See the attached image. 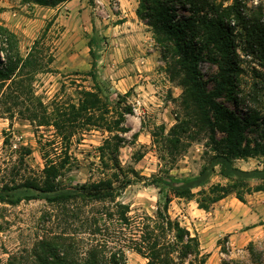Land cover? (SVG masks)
Segmentation results:
<instances>
[{
    "label": "trees",
    "instance_id": "obj_1",
    "mask_svg": "<svg viewBox=\"0 0 264 264\" xmlns=\"http://www.w3.org/2000/svg\"><path fill=\"white\" fill-rule=\"evenodd\" d=\"M22 1L56 8L70 0ZM247 1L138 0L136 15L163 48L169 80L182 89L175 99V124L168 131L159 125L150 133L162 162L159 173L150 178L121 165L125 135L132 131L126 116L133 115L134 108L126 103L129 92L113 105L104 97L94 39L88 41L91 68L86 73L93 87L79 89L77 102L57 95L45 103L34 83L37 74L51 72L55 61V55L45 57L39 50L51 23L23 56L18 36L0 22V118L19 117L36 130L52 127L63 147L58 153L57 140H47L43 146L56 153L52 157L43 147L45 165L37 177L20 179L21 171L12 167L9 179L1 183L0 203L41 199L51 207L41 218V238L30 251L10 257L7 264H129V253L139 255L143 264L207 263L209 255L203 253L198 235L171 217L173 201H195L199 209L209 212L230 195L245 203L248 195L264 192V106L258 103L264 77L253 68L261 81L251 85L252 94L246 95L238 51L264 67V2L248 7ZM202 62L218 67L208 80L201 71ZM210 82L214 87L208 86ZM249 96L255 108L247 104ZM223 98L225 102L219 100ZM241 104L244 112L239 111ZM93 130L107 134L97 148L103 177L83 184L68 178L62 183L72 160L71 142ZM197 142L204 147L198 175L173 176L169 169ZM23 150L24 163L32 152ZM249 159L260 165L253 170L236 165ZM214 178L219 180L214 182ZM136 182L157 190L152 215H131L130 206L119 201ZM247 250L251 264H264V243L258 248L250 242Z\"/></svg>",
    "mask_w": 264,
    "mask_h": 264
},
{
    "label": "rangeland",
    "instance_id": "obj_2",
    "mask_svg": "<svg viewBox=\"0 0 264 264\" xmlns=\"http://www.w3.org/2000/svg\"><path fill=\"white\" fill-rule=\"evenodd\" d=\"M262 2L264 0H248L247 5L254 7ZM138 5V0H70L56 8H47L22 0H0V22L18 36L23 56L51 23L39 50L45 57L55 55V61L50 66L51 72L37 74L34 83L36 94L45 103L57 95L77 102L79 89L93 87L86 73L91 68L88 41L94 39L98 82L104 97L113 105L120 95L129 92L126 103L134 108V114L126 116V125L132 131L125 135L127 143L120 151L121 165L150 178L162 168L150 133L159 125L164 124L168 131L175 124L178 111L175 99L182 94V89L169 80L163 48L155 41L147 23L137 17ZM132 13L140 23L136 24ZM126 20L131 23L122 26ZM238 51L245 70L242 89L246 95L252 94L251 85L261 81L253 68L264 77V67ZM200 68L205 80L218 72V67L210 62H202ZM132 83L135 86L131 88ZM140 85L142 88L137 89ZM208 86L214 87L213 82ZM252 98L249 96L246 102L255 108ZM219 100L225 102L224 98ZM258 103L264 106V90L259 91ZM245 109L244 105L239 106V111ZM136 133L138 137L134 139ZM106 137V133L93 130L73 139L69 147L72 160L62 183L68 178L74 184H83L103 177L97 148ZM54 139L57 140L56 150L61 153L63 147L52 127L36 130L19 117L0 118V187L4 178L9 179L7 175L12 167L21 171L20 179L37 177L45 165L43 147L52 157L56 153L43 144ZM24 148L32 153L24 157L23 163ZM203 151L202 142L194 143L172 165L170 173L181 179L198 175L203 165ZM236 165L243 170H253L260 163L249 159L239 160ZM119 201L130 206L131 215L143 212L152 215L156 210L157 190L136 182L123 192ZM50 208L41 199L16 205L0 203V264H7L10 257L25 254L34 247L44 233L41 218ZM170 215L198 235L203 253L209 255L206 264H251L249 243L254 242L258 248L264 243V192L248 195L245 203L230 195L209 212L199 209L195 201L175 199ZM128 260L129 264L145 262L135 253H129Z\"/></svg>",
    "mask_w": 264,
    "mask_h": 264
},
{
    "label": "crops",
    "instance_id": "obj_3",
    "mask_svg": "<svg viewBox=\"0 0 264 264\" xmlns=\"http://www.w3.org/2000/svg\"><path fill=\"white\" fill-rule=\"evenodd\" d=\"M132 15H133V17H132L133 20H134V19L136 20V24H137V23H140L139 20L136 18L135 14L132 13ZM130 21H132V20H130ZM130 23H131V22H129V21L126 20V21H123L121 25H122V26H126L127 24H130ZM119 26H120V25H119ZM119 26H118V27H119ZM148 33H150V32H148ZM149 45H150V43H149ZM149 45L147 46L148 48H149ZM142 46H143L144 48H146V44H143ZM146 60H147V59H146L145 57L142 59V61H144V62H145ZM138 77L142 78L141 75H138ZM136 82H137V81H135V83H136ZM135 83H132L131 88L135 86ZM141 88H142L141 85L137 87V89H141ZM137 89H136V90H137Z\"/></svg>",
    "mask_w": 264,
    "mask_h": 264
}]
</instances>
